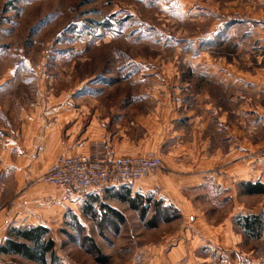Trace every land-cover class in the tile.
I'll list each match as a JSON object with an SVG mask.
<instances>
[{
  "label": "rangeland",
  "instance_id": "rangeland-1",
  "mask_svg": "<svg viewBox=\"0 0 264 264\" xmlns=\"http://www.w3.org/2000/svg\"><path fill=\"white\" fill-rule=\"evenodd\" d=\"M239 2L0 0V146L5 133L19 128V110L32 101H131L153 85L146 74L141 77L146 84L136 80L146 67L162 86L154 87L158 96L180 101L179 78L189 68L188 58L186 64L181 58L184 41L209 32L217 11L208 8L223 7L219 17L231 18L237 12L227 8ZM185 75L193 81V74ZM86 88L97 93L95 100L82 98ZM198 190L189 193L194 210L189 216L162 202L169 211L154 221L156 227L149 222L152 208L143 221L137 211L111 201L123 217L112 225L103 221L98 204L94 216L58 207L47 225L55 264H264V233L250 240L234 224L236 216L248 214L264 221V195L245 196L236 185L215 198ZM3 262L35 264L18 257Z\"/></svg>",
  "mask_w": 264,
  "mask_h": 264
},
{
  "label": "crops",
  "instance_id": "crops-1",
  "mask_svg": "<svg viewBox=\"0 0 264 264\" xmlns=\"http://www.w3.org/2000/svg\"><path fill=\"white\" fill-rule=\"evenodd\" d=\"M208 9L217 11L208 21L209 32L183 44L181 58L184 64L188 58L189 68L179 78L180 101L159 97V79L146 67L136 80L146 84L141 79L146 74L153 85L134 100L55 98L19 110V128L5 133L0 146V247L12 227L49 230L58 207L75 214L102 203L116 210L105 191L67 196L44 184L42 176L59 156L97 154L105 161L154 153L163 171L128 187L132 194L154 195L182 216L193 214L192 188L215 198L240 183L264 184V0H240L227 8L237 12L231 18L219 17L223 7ZM185 73L193 74V81ZM85 94L82 98L97 93ZM4 258L0 255V264Z\"/></svg>",
  "mask_w": 264,
  "mask_h": 264
},
{
  "label": "trees",
  "instance_id": "trees-1",
  "mask_svg": "<svg viewBox=\"0 0 264 264\" xmlns=\"http://www.w3.org/2000/svg\"><path fill=\"white\" fill-rule=\"evenodd\" d=\"M238 188L245 196L264 195V184L245 182L240 183ZM107 199L127 205L137 211L141 220L146 219L149 209H153V214L149 220L151 227H156L153 223L169 208L162 207V201H152L151 197L139 194H132L131 188L122 186L118 189L107 190ZM110 192L111 194H108ZM104 213V222L112 223L113 219L123 222L121 214L109 208L107 205L97 203ZM81 211L88 215H95L94 208L90 205L82 207ZM92 216V217H93ZM113 217V218H112ZM94 218V217H93ZM95 219V218H94ZM101 221V222H103ZM234 224L246 238L258 240L264 233V221L260 215H241L234 218ZM49 230L45 227L37 226L31 228L12 227L7 231V238L0 247V255L5 257H18L35 264H55L56 254L54 252V242L48 237ZM99 262H105L99 259Z\"/></svg>",
  "mask_w": 264,
  "mask_h": 264
},
{
  "label": "built area",
  "instance_id": "built-area-1",
  "mask_svg": "<svg viewBox=\"0 0 264 264\" xmlns=\"http://www.w3.org/2000/svg\"><path fill=\"white\" fill-rule=\"evenodd\" d=\"M162 169V160L154 153L112 157L105 161L97 154L59 156L47 168L41 181L67 194L84 197L130 186Z\"/></svg>",
  "mask_w": 264,
  "mask_h": 264
}]
</instances>
